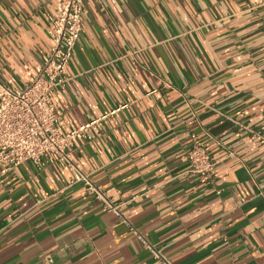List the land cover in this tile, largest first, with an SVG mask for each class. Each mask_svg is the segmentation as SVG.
Masks as SVG:
<instances>
[{"label": "crops", "instance_id": "crops-1", "mask_svg": "<svg viewBox=\"0 0 264 264\" xmlns=\"http://www.w3.org/2000/svg\"><path fill=\"white\" fill-rule=\"evenodd\" d=\"M85 3L71 80L50 96L62 132L101 119L69 157L121 214L65 164L26 161L1 176L0 264H163L154 250L264 264V0ZM60 8L0 0L2 83L39 73ZM196 145L216 163L208 181L191 172Z\"/></svg>", "mask_w": 264, "mask_h": 264}, {"label": "built area", "instance_id": "built-area-1", "mask_svg": "<svg viewBox=\"0 0 264 264\" xmlns=\"http://www.w3.org/2000/svg\"><path fill=\"white\" fill-rule=\"evenodd\" d=\"M85 12V0H61L59 14L53 19L50 51L39 73L22 89L9 87L0 81V181L8 170L26 161L38 164L44 158L54 159L72 170L70 186L85 185L107 210L120 215V205L113 203L69 157L74 140L79 136L91 140L89 130L100 131L101 119L62 132L58 127L60 118L56 114V105L50 96L53 90L66 87L71 80L67 68L83 30ZM188 161L192 173L204 181L211 179L216 163L202 147L194 146L188 153ZM135 233L143 239L137 231ZM153 252L163 264H171L159 252ZM48 260L51 262L50 257Z\"/></svg>", "mask_w": 264, "mask_h": 264}]
</instances>
